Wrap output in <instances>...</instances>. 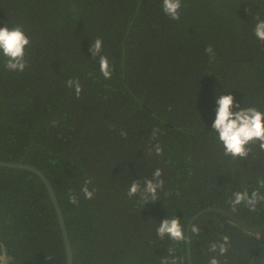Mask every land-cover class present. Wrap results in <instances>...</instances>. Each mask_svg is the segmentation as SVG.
Here are the masks:
<instances>
[{
    "label": "trees",
    "instance_id": "1",
    "mask_svg": "<svg viewBox=\"0 0 264 264\" xmlns=\"http://www.w3.org/2000/svg\"><path fill=\"white\" fill-rule=\"evenodd\" d=\"M256 17L264 19V0H181L178 21L163 14L161 0H0V27L20 25L30 40L23 72L7 71L0 56V161L34 166L49 181L72 264H161L168 248L188 264L186 245L159 240L156 228L174 216L186 227L208 208L239 224L218 211L200 214L192 264H208L209 244L223 235L230 248L221 264H264V229L243 227L264 225V205L232 212L225 203L264 178V151L224 156L211 128L219 95L264 112ZM97 38L110 79L88 51ZM69 79L80 81L78 98ZM156 169L158 200L129 198V184L143 186ZM86 179L90 200L80 193ZM0 244L12 264H66L53 205L31 172L0 167Z\"/></svg>",
    "mask_w": 264,
    "mask_h": 264
},
{
    "label": "clouds",
    "instance_id": "2",
    "mask_svg": "<svg viewBox=\"0 0 264 264\" xmlns=\"http://www.w3.org/2000/svg\"><path fill=\"white\" fill-rule=\"evenodd\" d=\"M181 0H161V11L172 21L180 19ZM256 24L253 29L255 38L264 43V19L256 17ZM30 46V40L26 36L23 27L17 25L9 28L6 25L0 27V56L5 58V69L10 72H23L27 67L26 48ZM103 40L97 38L90 45L88 51L91 58H98L99 71L105 79H110L113 69L108 58L102 55ZM205 53L212 59L214 52L211 46L205 48ZM66 87L74 89L75 95L79 97L82 86L78 79H69L66 81ZM215 115L211 128L216 133L217 142L222 145L224 156L232 159H246L249 156L251 146H257L259 150L264 151V112L255 107H240L239 103L234 102L232 95H219L214 101ZM238 109L233 111V109ZM55 126V121L52 122ZM159 129H154L152 138L156 139ZM122 137H126V132H121ZM154 151L156 155L163 152L159 143L155 144ZM152 149H149L151 154ZM162 172L156 169L151 179H145L143 186L138 180H133L127 189L129 198L139 196V199L146 205L158 200V190H162L164 181L160 179ZM91 180L86 179L80 189V193L85 199H92L94 189L89 190ZM68 202L73 205L79 204V197L72 191L67 195ZM232 212H236L238 206L247 208L249 212H257L258 205H264V178L257 181V187L249 192H232L231 198L225 202ZM187 231V235H186ZM201 228L196 223L188 224L186 227L181 223L180 218L163 219L156 228V236L159 240L167 238L173 243H183L191 246L192 237L199 236ZM230 248V237L223 235L219 241L209 244L208 252L213 255L208 264H221L220 257H225ZM169 256L161 259V264H183V261L175 256V249H167ZM0 264H12V258L6 254L5 246L0 244ZM227 264V261H224Z\"/></svg>",
    "mask_w": 264,
    "mask_h": 264
},
{
    "label": "water",
    "instance_id": "3",
    "mask_svg": "<svg viewBox=\"0 0 264 264\" xmlns=\"http://www.w3.org/2000/svg\"><path fill=\"white\" fill-rule=\"evenodd\" d=\"M0 167L3 168H12V169H19V170H25L28 172H31L33 174H35L43 183V185L46 188L47 194L51 200V203L53 205V209L55 211L57 220H58V225L60 228V232H61V237H62V242H63V246H64V250H65V258H66V264H72V253H71V246H70V242H69V238H68V234H67V230L65 227V222H64V218L62 216L58 201L56 199V196L54 194V191L49 183V181L46 179V177L43 175V173L38 170L36 167L31 166V165H26V164H14V163H8V162H4V161H0ZM218 211L221 212L223 214H226L231 220L235 221L236 223L239 224L238 220L230 215L229 213L221 210V209H203L199 212H197L193 217H191L188 222V224H191L200 214L207 212V211ZM186 225V226H187ZM244 228H246L247 230H249L250 232H259L261 230L264 229V225L259 227V228H253V229H249L246 226L243 225ZM187 231H186V235H187ZM186 252H187V260H188V264H192V260H191V253H190V247L186 245Z\"/></svg>",
    "mask_w": 264,
    "mask_h": 264
}]
</instances>
